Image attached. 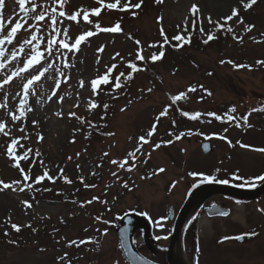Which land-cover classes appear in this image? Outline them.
Returning a JSON list of instances; mask_svg holds the SVG:
<instances>
[{"label": "rangeland", "instance_id": "rangeland-1", "mask_svg": "<svg viewBox=\"0 0 264 264\" xmlns=\"http://www.w3.org/2000/svg\"><path fill=\"white\" fill-rule=\"evenodd\" d=\"M246 2L120 0L118 8L128 5L120 11L102 8L97 0H67L63 5L61 0H26V11H21L16 0H5L0 39L15 22L23 27L12 43L5 40L0 45L4 65L0 105H5L0 107V122L8 132L7 136L0 133V180L20 182L7 189L0 186V264H77L84 253L92 255L89 262L126 264L108 222L114 224L116 219L117 224L128 212L140 213L152 225V238L138 250L162 251L173 227L169 207L177 213L194 184L205 182L204 176L237 187L256 185V178L264 175V152L253 150L264 148V112L253 111L264 108V64L257 63L264 61V0H257L248 14L227 20L233 9L246 10ZM137 3L140 8L134 7ZM193 5L198 9L195 14ZM96 8H101L100 15L90 14L85 22L82 10L91 13ZM61 11L65 16L59 15ZM78 11L76 21L67 19ZM40 14L44 20L34 19ZM97 24L101 28L119 24L121 30L103 32ZM218 25L228 33L229 38L224 37L228 41L205 43ZM195 30L208 44L204 49L187 48L188 42L173 39L180 35L189 41ZM87 32L97 35L87 37L79 50L60 48V41L71 45ZM32 35L38 39L26 44ZM54 39L57 42L49 47ZM34 49L42 54L40 61L21 72ZM137 52L144 62L136 58ZM160 52L162 60L152 62L151 55ZM130 63L139 70L129 68ZM110 67L109 84H100L94 93L91 82ZM44 69V76L24 93L27 80ZM16 72L20 74L12 76ZM117 76L120 88H114ZM181 93L184 97L173 103L171 98ZM233 107L236 111L230 113ZM165 108L168 111L161 116ZM197 113V119L189 118ZM13 115L20 118L13 121ZM41 121L51 125L44 128ZM154 124V134L147 137ZM142 136L147 143L140 140ZM12 139L18 140L16 155L31 150L26 160L19 161L26 173L31 169L28 181L7 154ZM204 141L213 148L208 156L200 150ZM161 168L165 171L159 172ZM9 169L13 173L7 178ZM45 172L52 179L35 183V177ZM213 204L224 205L231 214L210 219L200 212L195 236L191 230L184 242L188 263L264 264V195L250 204L215 196L204 206ZM248 235L253 238L236 243V237Z\"/></svg>", "mask_w": 264, "mask_h": 264}, {"label": "snow or ice", "instance_id": "snow-or-ice-1", "mask_svg": "<svg viewBox=\"0 0 264 264\" xmlns=\"http://www.w3.org/2000/svg\"><path fill=\"white\" fill-rule=\"evenodd\" d=\"M67 0H61V5H63V3H66ZM157 2H162V0H157ZM257 0H247L246 3H244V8L245 9H249L251 8L254 4H256ZM16 3L18 4L19 8L21 11H26L25 9V3H26V0H16ZM97 3L101 4V7L102 8H107V9H118L120 11H124L127 9L128 5H124L123 7H120L118 8V5L120 4V0H115V3H107V4H104L103 3V0H97ZM141 3H142V0H141ZM141 3H137L134 5L135 8H140L141 7ZM5 7V0H0V10H2L3 8ZM32 12H35L36 9L35 8H32L31 9ZM55 11V9L53 10ZM83 11V19L85 22H88L89 21V15H100V12H101V8H96V9H93L91 13H89L87 10H82ZM191 12L193 14L197 13L198 12V9L196 7V5H193L192 6V9H191ZM59 15L61 17L65 16V12L61 11L59 13ZM80 15V12H75L73 14H71L70 16L67 17V19L69 20H72V21H76L77 20V17ZM238 15V12L236 9H233L232 12H231V15H229L227 17V20H231L233 17H236ZM44 15L43 14H40V15H36L34 17V19L38 20V21H42L44 20ZM210 23L212 22L211 20L209 21ZM9 23H12L11 20L9 21ZM53 23H55V19H53ZM4 27L3 25V22H2V18H0V30H2ZM23 27V24H21L19 21L15 22L14 26L11 27L10 31L7 32V35L5 36L4 39H0V45L4 44L5 43V40L8 42V43H12V40L13 38L16 36L17 32ZM96 27L100 30V31H103V32H119L121 29H120V25L117 24L116 26L114 27H110V28H101L99 24L96 25ZM219 27V25L217 26ZM247 31H251L252 30V26H248ZM201 31L203 32L204 30L201 29ZM227 31L231 32L232 29L231 28H228ZM65 35H67V30H65ZM93 33L92 32H87L85 33L84 35H80L79 37H77L75 39V42L71 45H69L68 43L64 42V41H60L59 42V46L60 48H64V49H68L69 51H72V50H79V45L81 44V42H83L87 37L89 36H92ZM161 35L164 36V32L163 30L161 29ZM234 39L236 37H233ZM38 38L35 36V35H32L31 36V39L30 40H26L25 43L26 44H31L32 41H35L37 40ZM173 39L177 40V41H180V40H184L185 43L189 42L187 38H184L180 35H177L175 36ZM212 39H214L213 35L209 34L208 37H207V40H205L204 42L205 43H208V41H211ZM56 41L54 40H50L49 41V47H51L52 44H54ZM140 42L137 41V44H139ZM165 43H167V38L165 37ZM163 45H161L162 47ZM38 47V45H37ZM22 50V49H21ZM102 51V49H100ZM34 52L35 54L31 56L30 59L27 60V62L24 64V67L20 70L21 72H24V71H27L30 67H32L33 65L37 64L40 59H41V53L39 51H36L34 49ZM0 55H3V51L0 50ZM164 53L163 52H160L158 55L157 54H152L151 55V61L152 62H156L158 60H160L162 57H163ZM13 58H15V54H13ZM136 58L139 59V60H143L145 59L141 54L140 52H137L136 53ZM223 63V62H222ZM258 64H264V61H257ZM4 65L3 64H0V68H2ZM52 67V65H49V68ZM114 67V66H113ZM129 68H131L133 71H138L139 69L136 68V65L135 64H129L128 65ZM234 67H248L247 65H234ZM47 71V69H44V71H41L39 72L38 75H33L30 79L27 80V83H25L23 85V91L24 93H28L29 89H30V86H32L35 82L39 81L41 79L42 76H44V73ZM113 71V68L110 67L108 68L107 72L103 75V76H100L98 77L97 79H94L92 82H91V85H92V90L93 92L95 93L98 86L100 84H108L109 83V75L112 73ZM20 73L19 72H16V73H13L12 76H18ZM121 75H124L123 73H121ZM12 79V77H8L7 79L4 80V84H8L10 82V80ZM128 79H131V76L129 75L128 76ZM116 82L114 84V88H120L121 87V84H120V77L117 76L115 78ZM84 84L83 82H81V87H83ZM2 87V86H0ZM194 89H189V91H193ZM210 95V93H208ZM184 93H181L177 96H173L171 99H172V102L175 103L176 101H179L180 99H182L184 97ZM26 103L25 100H21V105H24ZM5 105H0V107H4ZM97 105L96 104H92L91 107L92 108H95ZM105 107H107L105 105ZM29 111H31V109H28ZM123 110V109H122ZM168 109L165 108L163 112L160 113L161 116H164L166 113H167ZM236 109L233 107L231 109H229V112H235ZM253 111H262L264 112V108H257V109H253ZM21 115H23V113H21ZM71 116H74L75 113H71L70 114ZM185 115H187V113H185ZM210 115H214V114H210ZM199 116V113L195 114V115H192L190 116L189 118L190 119H197V117ZM20 117L18 116H15L13 115L12 116V120L13 121H16L18 120ZM217 119H220V117H216ZM159 119V117L157 118ZM229 119H232L231 116H229ZM244 121H245V124H247V117L244 118ZM239 126V125H238ZM5 127L6 125L3 123V122H0V133H3L5 136L8 135V132L5 131ZM155 129H156V125L154 124L152 126V129H150L148 132H147V137H151L154 132H155ZM40 139H42V137H40ZM177 139H179V137H177ZM140 140L143 142V143H147L148 140L145 138V137H140ZM18 144V140L16 139H12L11 140V143H9L8 147H7V154L9 155V158L10 159H13L16 161V163L13 165L14 167L16 168H19L20 169V173L21 175L23 176V179L24 181H28L29 179H31L30 175L28 173H30L31 169L28 170V173L25 172V170L23 168H20V164H19V161L21 160H26L28 158V151H31L30 149L29 150H26L23 155H16L15 154V151H14V146H16ZM160 145L157 144L156 147L158 148ZM241 147H249V146H246V145H243L241 144L240 145ZM21 147H23L21 145ZM140 149L139 147L135 150L136 152H138ZM254 151H258V152H264V148H255L253 149ZM37 155H39V153H37ZM105 155H107V153H105ZM129 156H135V152H130L128 154ZM113 164H117L118 162L113 160L112 161ZM125 163H127V161L125 160L124 163H120V167L123 168L125 166ZM129 171H131V168L128 169ZM62 171V170H61ZM165 171V169L161 168L159 169V172H163ZM113 175H115V173H113ZM195 175V174H193ZM45 178H48V179H52L51 177H48V173L45 172L42 176L41 175H38L35 177V183H40L42 180H44ZM233 179H239V177H236V176H233L232 177ZM256 179L260 180V181H264V175L262 176H259L257 177ZM203 180L205 181H208V182H213L215 181V178L214 177H208V176H204L203 177ZM65 182L66 183H71L70 180H68L67 178H65ZM83 182V181H82ZM215 182H218V183H228L227 180H220V181H215ZM20 182L19 181H13L11 184L10 183H5L4 181L0 180V186H2V188L4 189H7V188H11L12 187V184H19ZM246 183H250V182H247ZM28 187H31V184L27 185ZM86 187H89V185H85ZM254 186V185H253ZM13 190H16V189H13ZM20 191H23V188H20L19 189ZM90 203V202H89ZM26 206H29L30 205H27ZM223 215H226L227 213H222ZM12 228L19 232L20 231V227L18 225H15L13 224L12 225ZM7 234V233H6ZM159 238V237H158ZM243 237H236V239H242ZM225 239H228L227 237ZM72 243H75V241H73ZM81 243H85V241H82ZM63 259V258H62Z\"/></svg>", "mask_w": 264, "mask_h": 264}, {"label": "water", "instance_id": "water-1", "mask_svg": "<svg viewBox=\"0 0 264 264\" xmlns=\"http://www.w3.org/2000/svg\"><path fill=\"white\" fill-rule=\"evenodd\" d=\"M201 149L204 154H210L212 152L210 143L206 142L201 145ZM226 196L235 200L249 202L258 199L264 195V184L255 190L239 189L228 185L206 183L195 189L189 197L185 200L182 208L178 212V215L174 222L172 236L168 245V262L169 264H187L180 257L182 251V233L186 223L196 213V211L203 205V203L213 196ZM206 213L210 217L215 216H227L229 211L226 209H220L219 206H213L210 209H206ZM222 213H227L223 215ZM174 218V210L170 208V219ZM144 222L141 218L129 215L122 221L121 227L117 230L118 239L121 245V249L130 264H152L135 251L131 235L136 228L144 227ZM239 243L243 242L242 239H237ZM180 251V255H179ZM183 257V256H182Z\"/></svg>", "mask_w": 264, "mask_h": 264}, {"label": "trees", "instance_id": "trees-1", "mask_svg": "<svg viewBox=\"0 0 264 264\" xmlns=\"http://www.w3.org/2000/svg\"><path fill=\"white\" fill-rule=\"evenodd\" d=\"M242 14H248V12H243ZM213 35H214V39H213V43L214 42H225V41H228L226 38L224 37H228L229 38V35L226 31H223V28H220V27H214L213 28ZM206 45L208 44H204L202 42V39L199 35V32L197 30H195L194 32H192L190 34V42L189 44L187 45V48H194V49H204V47H206ZM95 129H92L91 131H94ZM97 134L99 135V132L96 131Z\"/></svg>", "mask_w": 264, "mask_h": 264}, {"label": "flooded vegetation", "instance_id": "flooded-vegetation-1", "mask_svg": "<svg viewBox=\"0 0 264 264\" xmlns=\"http://www.w3.org/2000/svg\"><path fill=\"white\" fill-rule=\"evenodd\" d=\"M142 255H144L145 257H147L148 259H150L151 261L157 263V264H168L167 262V257H166V252L167 251H139ZM85 255H88V257H86L85 255L79 256V260H83L81 263L78 261L77 258V264H102V262H100V260L98 259H93V260H88V258L92 259V255L90 256L89 253ZM74 262V261H73ZM73 264H76L75 262ZM113 264H118V263H113Z\"/></svg>", "mask_w": 264, "mask_h": 264}, {"label": "bare ground", "instance_id": "bare-ground-1", "mask_svg": "<svg viewBox=\"0 0 264 264\" xmlns=\"http://www.w3.org/2000/svg\"><path fill=\"white\" fill-rule=\"evenodd\" d=\"M214 7H217V5H214ZM41 124L43 125V127L44 128H47V126L48 125H51V123L50 122H48L47 124L46 123H43L42 121H41ZM5 175H6V177L7 178H9V175L8 174H12L13 173V171L12 170H5ZM203 224H205V221H203L202 222ZM179 255H180V251H179ZM183 256V257H182ZM180 257L185 261V263H187V260H186V258L184 257V254L182 253L181 255H180Z\"/></svg>", "mask_w": 264, "mask_h": 264}]
</instances>
